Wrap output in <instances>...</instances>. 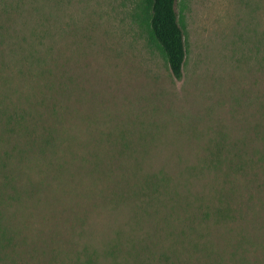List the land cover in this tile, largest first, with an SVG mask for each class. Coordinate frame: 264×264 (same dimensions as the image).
<instances>
[{"label":"rangeland","instance_id":"obj_1","mask_svg":"<svg viewBox=\"0 0 264 264\" xmlns=\"http://www.w3.org/2000/svg\"><path fill=\"white\" fill-rule=\"evenodd\" d=\"M175 11L180 80L142 0H0V264H170L163 250L182 224L164 221L168 196L217 192L237 196L240 219L209 237L197 219L211 248L182 257L264 264V0H177ZM19 113L29 139L5 123ZM134 161L146 163L137 180ZM144 175L153 183L140 189Z\"/></svg>","mask_w":264,"mask_h":264},{"label":"trees","instance_id":"obj_2","mask_svg":"<svg viewBox=\"0 0 264 264\" xmlns=\"http://www.w3.org/2000/svg\"><path fill=\"white\" fill-rule=\"evenodd\" d=\"M176 2L177 0H142L144 18L146 21L149 37L155 43L157 49L161 52L172 77L175 80H180L182 78V69L186 58V47L183 28L175 11ZM24 121L25 119L19 113L17 115H14L13 117H9V119L5 123L7 125L14 123L15 126L19 127V135L16 136L17 138L29 139L31 136L27 134V132L22 133V128H24L23 130H25L23 123ZM5 134H0V137L1 139H5V141H7L8 136ZM44 138L52 139L51 132L46 130V135ZM45 145L50 146L47 140L45 141ZM54 146L55 145H53L52 148ZM26 153L27 151L22 152V154ZM262 160H264V157ZM27 161H30L28 157ZM214 163L215 167L219 168V164L217 163V161ZM247 164L251 165L252 163ZM101 165L102 163L99 162L94 163L95 169H93V171H95L102 177H107V172L110 168H106L105 171V169H101ZM130 166V176L132 179L137 180L139 174H143L142 172L143 169L146 168V163L141 161H134L130 164ZM190 167H188V169H191L195 173L199 171V174H201V171L199 169ZM62 169L64 172L70 171V169H68L67 167H63ZM228 170L233 171L231 165H228ZM241 171L243 173H248L247 167H245ZM152 179V176L144 175L143 179L138 180L139 182L137 186L141 189L144 186L152 185ZM169 192L171 193V191L167 190L165 194H168ZM176 194L177 196H168V204L166 205L167 208L164 213V221L171 222L172 220H176L179 222V225L182 224V227L176 236V232H169L170 236L167 237V244L170 243V245L167 246L163 251L165 255L169 254L172 258L167 257V259L164 261H169L170 264H191L192 257H182L181 254H183L184 251H192L190 254L198 258L195 254H204L211 248V243L209 241H206L205 239L204 241H200L201 239L199 238H201L204 233L196 226H194L195 221L198 219L201 223H204L206 225V236L208 237L212 235V232L210 230L213 228V226H230L228 220L233 222L240 219V217L236 218L235 216V214L239 213L238 208L235 207L237 203L235 198L237 196H235L234 194L231 195L228 192H217V198L213 196L212 198L207 199L205 196L200 195L192 201L180 197L178 193ZM92 197L93 195H91L89 198ZM12 200L15 204L19 202V198H15ZM246 202L247 203L245 204V206L253 212L252 216H257L258 212L255 210L253 203L248 200ZM196 210L202 212V218H198L195 213V216L193 215V218H189V213L193 214V212ZM246 215L248 216V214ZM211 219H213V222L216 223L215 225H213V222L212 224H210L209 221H211ZM3 220V216H0V240L1 238L6 236V230L1 225ZM193 234L196 235V238L189 239V237ZM6 242L9 241L7 240ZM165 255H163V257Z\"/></svg>","mask_w":264,"mask_h":264}]
</instances>
